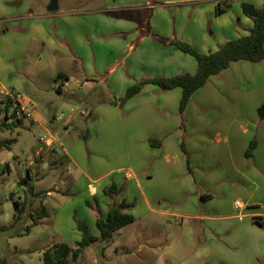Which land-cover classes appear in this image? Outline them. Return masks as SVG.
Wrapping results in <instances>:
<instances>
[{
    "label": "crops",
    "instance_id": "obj_1",
    "mask_svg": "<svg viewBox=\"0 0 264 264\" xmlns=\"http://www.w3.org/2000/svg\"><path fill=\"white\" fill-rule=\"evenodd\" d=\"M263 1L104 0L94 11L98 17L92 22L83 13L53 14L58 8L37 20L31 15H16L14 21L23 16L24 21L30 22L20 27L23 31L19 38L9 32L13 28L6 25L9 19L4 18L7 10L2 6L0 51L9 52L11 37L19 43L17 52L22 55L29 48L39 49L45 39V25L53 28V42L49 40V44H53V51L61 57L56 61L53 55V62L39 61L32 67L44 73V80L53 82L57 94L72 97L69 104L74 101L86 107L97 99L96 96L93 101L88 99V93L87 98L77 97L75 87L71 90L69 85L61 87L60 80L78 83L88 92L96 91L107 104L114 97H122L137 80L194 74V60L177 51L170 42L182 41L203 54L213 53L225 41L249 34L252 23L242 14L241 4L261 7ZM224 2L228 7L218 15L217 5ZM99 19L103 28H91ZM180 94L179 89L160 92L146 85L122 108L113 107L125 116L117 118L115 124L122 143L134 150L129 152L128 159L141 162L129 161L131 167L120 166L112 171V185L120 184L125 190L120 199L116 195H103L107 185L104 181L110 172L99 173L92 179L78 167L72 153H67L63 156L64 162L72 166V173L66 174L67 179L61 175L53 181L56 193H44L45 217L38 224H60L62 215L66 214L65 194L77 191L82 196L87 194L88 201H95L89 219L84 220L89 233L95 237L98 233L94 221L104 218L108 204L126 200L133 205L130 211L133 223L118 230L108 245L116 250L128 252L138 245L136 254H142L146 260L156 257L152 252L156 247L161 249V260L151 261L153 264H178L173 243L184 241L181 250L192 251L195 258L188 264H264V120L259 121L257 116V109L264 101V61L232 63L219 76L209 78L191 98L205 110L194 125L178 126L175 112ZM45 105L59 108L50 99ZM163 112L174 114L175 121L165 119ZM56 115L44 116L34 109L36 122L33 124L46 131L47 126L57 122ZM74 119L64 121V134L71 129ZM88 136L91 137L90 131L86 130L83 137ZM253 138L257 145L252 156L245 158L244 151ZM149 139L159 144L151 146ZM181 140L184 149H181ZM48 150L44 149V153L53 155V163L57 164L60 159L56 152ZM170 155L175 162L177 159L178 166L181 164L178 169L169 164ZM187 155L191 162V174H188L193 183L183 179L173 188L171 184L175 183L167 182L173 181L172 171L180 172L185 167L181 160L185 161ZM148 161L152 163L147 164ZM165 201L173 202V209L161 205ZM71 239V243H66L74 247L79 235ZM139 241L144 242V247ZM108 246L103 249L104 253ZM101 261L105 264L108 259L104 257Z\"/></svg>",
    "mask_w": 264,
    "mask_h": 264
},
{
    "label": "rangeland",
    "instance_id": "obj_2",
    "mask_svg": "<svg viewBox=\"0 0 264 264\" xmlns=\"http://www.w3.org/2000/svg\"><path fill=\"white\" fill-rule=\"evenodd\" d=\"M50 1L51 0H0V8L4 6L7 10V15L4 16V18H8L9 21L6 25L9 28H13L9 30V32L17 34V38L21 37L23 30H21L20 27L30 24V22L23 20V16L31 15L35 16L36 20L39 19L37 17L48 14L47 6ZM103 1L104 0H57L58 10L53 14L65 11L83 13V15L92 22L98 17L94 11L102 5ZM16 15L23 16H21L19 21H14V16ZM40 21L45 25L43 23L44 20ZM99 22L100 19L96 26L91 24V28H103ZM45 27L44 43H40L39 49L34 50L29 48L27 51L25 49L26 52L22 55L17 52L19 43L14 37H11L9 52L0 51V85L2 87L14 89L21 93L25 99L34 105L35 111L39 114L51 116L54 113L58 115L61 111L65 113V118L62 121L53 122L54 124L52 126H47V132L38 125L22 123L12 134L8 131L0 133V140L16 137V143L11 146L10 151L0 152V256L4 257L12 264H39L41 254L46 248L50 247L53 243H66L68 241L71 243V238L74 235H79L76 230V223H85L84 220L87 221L89 219L88 215L90 214V208L94 207L95 201L93 199L88 201L87 194L82 196L80 192L75 191L65 194L67 201L65 208L66 214L62 215L60 224L55 222L54 225L53 223H43L37 226H31L32 221L29 215L33 214V210L39 209V204L43 200L41 199L42 194L46 192L56 193V185L53 186V183L61 178V175H65L67 179L66 174L72 173V166L64 162L63 156L65 154L72 153L77 160L78 167L85 173L88 172V177L92 179L98 177L99 173L105 174L110 172L111 174L109 173L104 181L107 182L106 188L112 185L111 179L113 178V170L120 166L131 167L129 161H132L133 164L141 163L136 159H128L129 152L132 153L134 150L130 149L131 145L122 143L123 139L119 132V127L115 124L117 118L123 119L125 117L122 112L115 111L113 107L105 104L106 102H103L105 98L101 96L98 97L96 91L92 90L88 92L87 89H83L78 83H73V81L68 85L70 90L72 87H75L74 91H77V97L85 98L89 95L90 98L88 99L93 101L96 96L97 101H95L96 103L94 104H88L86 107L74 101H70L71 104H69L68 101L72 97L68 98V95L65 93L63 95L57 94L53 88V82L44 80V73L39 71L36 66L32 67L33 63L39 61L41 63H48L50 60L53 62V55L56 61H58L59 56L61 57L59 53L53 51V44H49V40L53 42V28H47L46 25ZM2 28L3 25L0 23V29ZM1 33L2 30H0V34ZM23 38L25 37L21 39ZM3 66L4 70H2ZM66 73L70 74V76L73 75L71 72ZM48 99L53 100L54 105L57 103L59 108L63 107L62 110L45 105ZM113 99L117 101L119 98L114 97L112 100ZM178 102L179 101L176 103L175 112V119L178 122V126H182L185 123L196 124L198 121L196 118L200 116L201 112L205 111L198 107L196 101L190 100L185 111L180 114L177 108ZM71 106L76 109V113L71 116L73 119L75 118V123L71 125V129L64 134L62 125L67 119V115L70 114L69 109ZM84 109L93 111L91 112L92 115L89 114L87 117L81 116L79 112ZM168 112H163V115L166 116L165 119L168 121L171 120V122L175 121L173 120L174 114ZM3 115V106L0 104V123L3 120ZM85 129L90 131V138L89 136L83 137L86 131ZM44 135L50 137L54 135L57 138L60 147L58 144H55L54 152H56V157L60 159V163H53V155H46L44 153V145L38 142V139ZM180 145H182V149H184L182 140ZM187 159H189L188 155ZM181 161L185 164L183 159ZM151 163L152 161L147 162V164ZM169 164L174 165L177 169L181 165H177V159L175 162L172 155L169 156ZM190 164L191 162L188 160V165ZM26 171H28L29 180L27 184L20 187L17 182L25 176ZM182 172H184L183 176L180 175ZM172 176L174 177L173 181L167 182V184L175 183L171 184L173 188L178 186V183L183 179L189 180L191 184L193 183V178L188 174L185 167H183L180 172L176 170H174V172L172 171ZM28 186H32L33 191L39 195L36 199L26 194L25 190H27ZM115 187L117 190H120L115 198L120 199L121 195H124L125 190L120 184H115ZM107 195H110V193ZM29 199L32 203L28 205ZM123 200H125V198H123ZM13 202H17L19 206H21L19 208L21 209L20 213L17 215L18 217H16L14 223H12V216L15 215L12 205ZM157 202L159 203V200L155 201V203ZM161 205L166 207V209H173L172 207L175 206L171 201H165ZM69 208H71V210H69ZM85 225L89 227L88 224ZM26 227H29L28 233H24ZM183 242L184 241H175L173 243V252L178 264H188L195 260L192 251L188 250L183 252L181 250ZM139 243L144 247L143 241H139ZM98 245L100 246V244ZM136 247L125 252L121 249L116 250L108 246L105 249V253L101 250V246L100 248L88 247L85 249L84 253L81 254L76 263H72L68 260V264H104V262L101 261L104 257L108 259L105 264H119L120 261H122L121 264H153L151 261L159 259L162 253L160 248L155 247L152 249V252L156 257L144 260L142 254H136ZM163 247L164 242L162 248Z\"/></svg>",
    "mask_w": 264,
    "mask_h": 264
},
{
    "label": "trees",
    "instance_id": "obj_3",
    "mask_svg": "<svg viewBox=\"0 0 264 264\" xmlns=\"http://www.w3.org/2000/svg\"><path fill=\"white\" fill-rule=\"evenodd\" d=\"M227 7L228 4L226 2H224L221 6L217 5V14H222L227 9ZM240 8L242 14L252 23L247 36L240 37L235 40L225 41L217 48L215 52L208 54L199 52L195 47L185 42L172 41L170 42L172 47H174L180 53L190 56L194 60L196 64L194 74L183 73L168 78L155 77L151 79L137 80L125 90V93L122 97H120L117 101H109L107 104L120 109L128 100L138 95L146 85H152L159 91L163 92L179 89L181 94L177 108L178 112L181 114L185 111L194 93L203 88L209 78L219 76L222 71L228 69L230 64L239 62H247L250 64L262 63L264 61V1L261 7H255L253 5L243 3L241 4ZM3 112L4 115L3 120L0 123V133L8 131L10 134H12L14 130L19 128L24 122L14 121L12 123H8L7 109L5 107H3ZM257 116L259 121L264 120V101L257 109ZM148 142L151 146L155 143L159 144V142H155L152 139H149ZM15 143L16 137L0 140V152L10 151L11 146ZM256 145L257 140L253 138L244 151L245 158H250L252 156ZM185 167L188 173L191 174V169L188 165V159L186 157ZM28 180V171H26L25 176L17 182L18 186L22 187L23 185L27 184ZM119 191L120 190H117L114 185H111L109 188H105L103 190V195L109 196L107 195L109 193L110 195H116ZM25 192L33 199H36V197L39 196L33 191L32 186H28ZM44 197L46 196L42 194L41 199L44 200ZM201 199L204 198L202 197ZM42 202H40V204L38 202L39 209L33 210V214L29 215V218L32 221L31 226L39 225L37 221L45 217V209L42 205ZM31 203L32 201L30 200L28 205ZM12 205L15 211V215L12 216V223H14L16 217H18L17 215L20 213L21 209L19 208L21 206H19L17 202H13ZM132 208L133 205L126 203L125 201L108 204L104 218H97L94 221V226L98 233V237H95L89 233L85 223L77 222L76 230L80 236L79 241L74 244V247H70L68 244L63 242L53 243L50 247L46 248L42 252L39 264H68V260H70L72 263H76L80 252L83 249L92 246L99 248L101 246V250L103 251L106 246L111 244L113 236L118 230L133 223L134 219L130 214ZM24 231V233H28L29 227H26ZM98 244H100V246ZM0 264L12 263L0 256Z\"/></svg>",
    "mask_w": 264,
    "mask_h": 264
},
{
    "label": "built area",
    "instance_id": "obj_4",
    "mask_svg": "<svg viewBox=\"0 0 264 264\" xmlns=\"http://www.w3.org/2000/svg\"><path fill=\"white\" fill-rule=\"evenodd\" d=\"M59 82L61 83V87H68L67 81L60 80ZM0 103L7 109L8 123L21 121L32 125L36 122L32 104H30V102L25 99L24 96L18 91L14 89H6L0 85ZM69 113L70 114L67 115V118L73 116V114L76 113V109L74 107H70ZM79 113L81 116L87 117L89 116L90 111L82 110ZM64 118L65 113L61 112L55 117V120L62 121ZM38 142L44 145V149L52 150L53 148V151L55 144H58V140L54 135H51V137L48 135H44L43 137H40L38 139ZM235 206L237 208H240V205L238 203H235Z\"/></svg>",
    "mask_w": 264,
    "mask_h": 264
},
{
    "label": "water",
    "instance_id": "obj_5",
    "mask_svg": "<svg viewBox=\"0 0 264 264\" xmlns=\"http://www.w3.org/2000/svg\"><path fill=\"white\" fill-rule=\"evenodd\" d=\"M57 10V0H51L47 6V12L51 13Z\"/></svg>",
    "mask_w": 264,
    "mask_h": 264
}]
</instances>
